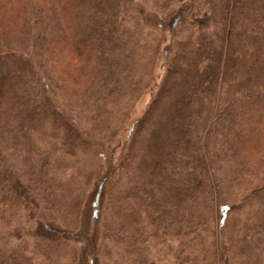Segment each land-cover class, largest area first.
Wrapping results in <instances>:
<instances>
[{
  "label": "trees",
  "instance_id": "trees-1",
  "mask_svg": "<svg viewBox=\"0 0 264 264\" xmlns=\"http://www.w3.org/2000/svg\"><path fill=\"white\" fill-rule=\"evenodd\" d=\"M177 1L162 21L182 37L162 84L121 139L118 166L111 163L112 140L102 141L108 146L92 177L86 229L91 216L101 223L109 205V232L124 221L128 226L126 220L135 222L137 212H154L159 222L166 215L176 220L182 212L210 211L212 205L224 227L233 209L264 211V0ZM109 2L0 0V41L9 42L7 53L0 51V143L6 144L1 135L12 129L42 126L38 118L45 114L55 115L51 130L79 137L81 128L62 117L63 109L53 108L41 70L74 96L93 85L92 75L101 78L109 68L103 62L106 45H120L116 32L122 24L101 20L112 9ZM26 42L29 48L22 47ZM242 168L258 179L247 178L240 195L216 200L220 186L229 189L231 181L248 177ZM16 180L15 194L26 198ZM73 231L60 229L61 237L84 245L88 238L71 236ZM234 235L235 244L254 242V234ZM221 240L215 234V245ZM235 244L231 264H251L253 248Z\"/></svg>",
  "mask_w": 264,
  "mask_h": 264
},
{
  "label": "rangeland",
  "instance_id": "rangeland-1",
  "mask_svg": "<svg viewBox=\"0 0 264 264\" xmlns=\"http://www.w3.org/2000/svg\"><path fill=\"white\" fill-rule=\"evenodd\" d=\"M177 5V0H110L112 9L101 20L112 18L122 24L116 32L120 45L116 49L106 45L103 62L109 68L99 79L98 73L92 75L97 80L80 96L58 88L38 64L53 108L63 109L62 117L81 128L80 135L51 130L50 119L55 117L51 114L38 118L42 126L1 135L6 144L0 143V264H231L239 239L234 234L248 239L254 234L253 243L246 239L235 245L253 248L250 263L264 264V211L247 212L244 206L229 212L224 227L212 205L210 211L182 212L176 220L166 215L159 222H154V212H137L135 222L126 220L128 226L124 221L111 232L105 229L112 221L111 205L103 210L99 225L91 215L88 229L83 222L84 213L92 214L88 201L92 177L98 162L103 164L102 147L108 146L102 141L112 140L111 163L118 166L121 139L143 115L166 76L182 35L163 21ZM0 42V51L7 53L9 42ZM21 45L29 48L27 42ZM239 171L248 177L231 181L229 189L220 186L216 200L240 195L247 178L258 179L245 168ZM14 177L22 183L26 198L15 194ZM261 178L264 181V174ZM71 227L75 229L71 236L88 238L84 245L61 237L60 229ZM215 234L222 238L218 245Z\"/></svg>",
  "mask_w": 264,
  "mask_h": 264
}]
</instances>
